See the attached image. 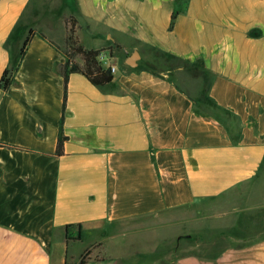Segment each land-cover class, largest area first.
I'll use <instances>...</instances> for the list:
<instances>
[{"label":"crops","instance_id":"crops-1","mask_svg":"<svg viewBox=\"0 0 264 264\" xmlns=\"http://www.w3.org/2000/svg\"><path fill=\"white\" fill-rule=\"evenodd\" d=\"M0 144V264H264V0H0Z\"/></svg>","mask_w":264,"mask_h":264},{"label":"trees","instance_id":"trees-1","mask_svg":"<svg viewBox=\"0 0 264 264\" xmlns=\"http://www.w3.org/2000/svg\"><path fill=\"white\" fill-rule=\"evenodd\" d=\"M175 16L171 17L170 29L173 27ZM65 24L67 26V37L66 46L62 53L66 57L65 63L60 67V73L64 78V94L62 101V116L59 122V131L56 145V155L61 156L63 154L64 144L67 141L66 136L63 132V118L64 110L66 105L67 97V82L68 77L72 73L82 74L92 85L101 87L112 82L114 75L111 68H104L99 60V56L102 51L99 50H89L84 48L75 36V20L73 18H66ZM31 32L24 40L21 47V55H23L29 39ZM57 48V47H56ZM58 49V48H57ZM79 59L81 62L79 63ZM13 69L5 70L1 79V85L3 88L8 87L11 80V75ZM1 146V144H0ZM85 257H83L78 264H84Z\"/></svg>","mask_w":264,"mask_h":264},{"label":"rangeland","instance_id":"rangeland-1","mask_svg":"<svg viewBox=\"0 0 264 264\" xmlns=\"http://www.w3.org/2000/svg\"><path fill=\"white\" fill-rule=\"evenodd\" d=\"M67 27V26H66ZM224 205H227L226 207H229V206H231L230 204H228V203H224ZM210 208H211V205H210ZM242 216V215H241ZM201 219L204 221V222H206V223H209V222H212L213 221V219L212 218H209V215L207 216V215H201ZM238 217H239V215H238ZM212 219V220H211Z\"/></svg>","mask_w":264,"mask_h":264},{"label":"built area","instance_id":"built-area-1","mask_svg":"<svg viewBox=\"0 0 264 264\" xmlns=\"http://www.w3.org/2000/svg\"><path fill=\"white\" fill-rule=\"evenodd\" d=\"M99 60L102 63L105 60V55L101 53L100 56H99ZM109 68H111V70L113 72V67H109Z\"/></svg>","mask_w":264,"mask_h":264},{"label":"water","instance_id":"water-1","mask_svg":"<svg viewBox=\"0 0 264 264\" xmlns=\"http://www.w3.org/2000/svg\"><path fill=\"white\" fill-rule=\"evenodd\" d=\"M137 57V55L136 54H134L133 56H132V58L131 59H134V58H136Z\"/></svg>","mask_w":264,"mask_h":264}]
</instances>
